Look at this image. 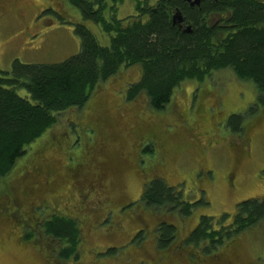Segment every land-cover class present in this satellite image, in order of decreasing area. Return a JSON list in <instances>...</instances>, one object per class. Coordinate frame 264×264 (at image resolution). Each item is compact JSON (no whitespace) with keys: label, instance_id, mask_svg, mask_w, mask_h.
Here are the masks:
<instances>
[{"label":"rangeland","instance_id":"rangeland-1","mask_svg":"<svg viewBox=\"0 0 264 264\" xmlns=\"http://www.w3.org/2000/svg\"><path fill=\"white\" fill-rule=\"evenodd\" d=\"M112 6L109 2L107 19ZM134 14L135 4L125 0L116 16ZM76 24L109 44V36L83 20L70 0H0V71L9 73L16 61L58 64L77 55ZM138 77L137 68L121 71L82 112L62 115L31 158L21 159L0 181V264H61L54 257L56 245L36 226L38 206L46 207L48 217L65 212L81 221L79 259L69 264H264V219L216 253L184 243L201 217L214 218L218 227L229 214L227 226L238 204L264 197V111L248 116L245 136L232 135L226 126L230 115L248 114L255 104L254 85L230 72L203 83L187 81L166 110L156 113L144 97L126 101L125 90ZM18 94L31 100L24 90ZM154 178L179 190L183 201L198 203L190 217L158 210L140 215L135 208L142 207H131ZM166 223L175 224L178 234L169 251H159L154 229ZM141 230L147 237L134 242ZM27 231L33 233L31 242L24 239ZM111 249L116 252L108 255Z\"/></svg>","mask_w":264,"mask_h":264},{"label":"trees","instance_id":"trees-1","mask_svg":"<svg viewBox=\"0 0 264 264\" xmlns=\"http://www.w3.org/2000/svg\"><path fill=\"white\" fill-rule=\"evenodd\" d=\"M70 1L80 9L83 20L109 36V44L102 45L86 25L76 24L75 32L81 39L77 55L58 64L27 65L16 61L9 73L0 71V181L8 179L21 159L31 158L40 139L48 136L62 115L70 110L82 112L102 85L131 68L139 70V80L127 84L126 101L134 103L144 97L156 113L166 110L183 83H203L221 72H230L240 82L252 83L258 92L248 114L229 116L226 126L232 135L245 136L248 116L264 111L263 1L204 0L200 7H192L183 0H160L152 7L148 0H130L136 14L124 19H118L116 13L125 0ZM109 2L113 4L111 19L104 14ZM176 9L180 10L183 24L191 27L190 32L187 27L173 26ZM212 16L223 19L214 25L209 23ZM20 90L26 91L31 100L21 97ZM62 136L67 137L68 133ZM69 142L67 139L63 149L67 150ZM96 144L92 151L97 150ZM140 195L131 204L143 208L141 212L135 208L140 215L158 210L166 216L179 212L187 218L198 205L183 201L180 191L161 178L145 183ZM38 207L36 216L40 223L36 226L56 245L54 257L61 264L77 261L82 243L81 221L65 212L48 214L49 218L46 207ZM229 217L224 214L218 227L214 226V218L201 217L185 244L196 248L205 245L204 252L216 253L226 242L264 219V197L238 204L233 222L225 226ZM175 226L161 224L155 231L159 251L172 247L178 233ZM144 233L145 230L139 231L133 241L147 237ZM24 237L27 242L34 238L31 231ZM111 252L116 251L111 249L108 255Z\"/></svg>","mask_w":264,"mask_h":264},{"label":"flooded vegetation","instance_id":"flooded-vegetation-1","mask_svg":"<svg viewBox=\"0 0 264 264\" xmlns=\"http://www.w3.org/2000/svg\"><path fill=\"white\" fill-rule=\"evenodd\" d=\"M149 1V3H150V5L153 7L157 2H159L160 0H148ZM184 2H186L187 4H189L190 6H192V7H194V6H201V5H203V3H204V0H183ZM218 0H212V2H214V3H216ZM175 15H174V17H173V19H172V23H173V26H175V27H177V28H181V29H183V27L184 28H186L187 27V29H186V31L187 32H190L191 30V27L190 26H186V25H184L183 24V20H182V17L180 16V10L179 9H176L175 10V13H174ZM131 16V15H130ZM223 18L222 17H211V18H209V23H211V24H214V25H217V24H219V22L222 20ZM259 175V177H260V174H258ZM180 185V184H179ZM259 199V198H258ZM260 199H262V198H260ZM236 213H237V211H236ZM178 214H179V212H178ZM168 216V215H167ZM179 216H180V214H179ZM230 216V215H229ZM235 216H236V214H235ZM234 216V217H235ZM229 218H231V217H229ZM233 220H234V218H233ZM233 220L231 221V222H233ZM161 225V224H160ZM159 225V226H160ZM176 227V229H177V231H178V227L177 226H175ZM197 228V227H196ZM154 229V228H153ZM195 230V229H194ZM194 230L191 232V233H193L194 232ZM154 231H156V228L154 229ZM157 232V231H156ZM155 232V233H156ZM190 233V234H191ZM178 234V233H177ZM156 235V234H155ZM189 237V236H188ZM186 240H187V238L184 240V243H186Z\"/></svg>","mask_w":264,"mask_h":264}]
</instances>
